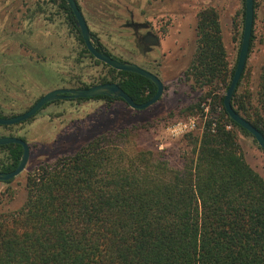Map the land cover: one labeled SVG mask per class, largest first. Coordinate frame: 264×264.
I'll return each instance as SVG.
<instances>
[{
    "label": "trees",
    "instance_id": "trees-1",
    "mask_svg": "<svg viewBox=\"0 0 264 264\" xmlns=\"http://www.w3.org/2000/svg\"><path fill=\"white\" fill-rule=\"evenodd\" d=\"M51 2L79 35L66 1ZM95 62L108 70L101 83H117L134 103L155 94L148 79ZM235 68L228 67L217 13L201 11L184 74L192 88L209 91L180 113H202L209 98L213 105L201 134L185 137L192 148L183 167L173 168L163 154L131 148L129 129L106 131L72 155L39 165L26 179L21 207L0 210V264H264V179L246 163L235 131L251 135L229 118L225 93L220 95ZM256 99L253 108L251 95L235 91L231 106L264 137V63ZM215 107L218 118L211 116ZM0 154V172L9 173L22 147L0 146Z\"/></svg>",
    "mask_w": 264,
    "mask_h": 264
},
{
    "label": "rangeland",
    "instance_id": "rangeland-1",
    "mask_svg": "<svg viewBox=\"0 0 264 264\" xmlns=\"http://www.w3.org/2000/svg\"><path fill=\"white\" fill-rule=\"evenodd\" d=\"M92 34L113 57L156 74L164 91L157 103L132 110L124 102L107 106L103 101H59L32 120L0 136L19 137L30 147L25 170L10 183L0 182V210L16 211L22 205L29 174L41 164L75 153L95 136L111 130H130L128 145L138 151L163 154L180 170L191 156L183 135L170 136L167 128L178 120L195 117L201 134L212 98L202 103V113L180 112L197 103L209 89L192 88L185 71L196 48L198 15L213 9L218 16L228 67L237 61L243 33V0H76ZM252 42L244 77L235 91L251 95L256 108L259 75L264 63V0H254ZM152 29L159 46L143 54L129 24ZM78 33L68 25L51 0H0V113H23L39 97L54 89L84 88L101 83L107 68L84 53ZM223 90L220 95H223ZM208 114H206V110ZM211 116L218 118L219 107ZM246 163L264 179V153L255 140L235 131ZM3 155L0 154V161ZM9 195L13 196L11 200Z\"/></svg>",
    "mask_w": 264,
    "mask_h": 264
},
{
    "label": "water",
    "instance_id": "water-1",
    "mask_svg": "<svg viewBox=\"0 0 264 264\" xmlns=\"http://www.w3.org/2000/svg\"><path fill=\"white\" fill-rule=\"evenodd\" d=\"M73 16L76 20V26L79 29L81 39L88 53L96 60L102 64L108 66L115 71H125L140 75L149 81H151L156 86V92L151 99L142 103L136 104L133 100L124 93L117 83H101L84 89H56L50 91L43 96H41L27 111L14 117L0 118V126H13L23 123L33 116H35L45 105L56 100L65 99H91L98 96H112L116 99H121L130 109L132 110H145L150 106L154 105L162 97L164 86L162 81L150 73L149 71L141 68L140 66L130 63V62H120L112 57L106 55L105 53L99 52L92 44L90 37V30L86 24V21L79 9L75 0H65ZM254 18V0H244V22H243V33L241 39L240 50L237 58L236 68L234 75L232 77L231 83L224 95L223 105L224 109L229 116V118L236 123L239 127L248 132L252 138L257 143L258 147L264 153V137L263 135L253 127L248 121L241 117L231 106V98L238 86L241 75L244 72L249 45L252 36V25ZM151 45L157 43V39L153 38L148 42ZM16 144L22 147V157L20 159L17 167L9 172H0V182H7L13 180L19 176L26 168L29 156L30 148L29 145L22 139L16 137H1L0 146Z\"/></svg>",
    "mask_w": 264,
    "mask_h": 264
},
{
    "label": "flooded vegetation",
    "instance_id": "flooded-vegetation-1",
    "mask_svg": "<svg viewBox=\"0 0 264 264\" xmlns=\"http://www.w3.org/2000/svg\"><path fill=\"white\" fill-rule=\"evenodd\" d=\"M76 1V0H75ZM76 3H77V5H78V7H79V9L81 10V8H80V6H79V4H78V2L76 1ZM81 13H82V11H81ZM83 15V14H82ZM84 17V16H83ZM87 24V23H86ZM77 27V26H76ZM129 27L132 29V31H133V34H134V38H135V40H136V42H139L140 43V45H141V49H142V52H143V54H149V53H152L153 52V50H155L158 46H159V39H158V37H157V35H156V33H154V31L152 30V29H147V31H146V33L144 34V33H142V30H143V27L142 26H139V25H136V24H133V23H131V24H129ZM91 33V32H90ZM79 35H80V33H79ZM153 38H156L157 39V43L155 44V45H151V44H149L148 42L149 41H151ZM81 43V42H80ZM82 44V43H81ZM92 44H93V42H92ZM83 45V47H84V49H86L85 48V46H84V43L82 44ZM93 46H94V44H93ZM88 52V51H87ZM112 56V55H111ZM93 58V57H92ZM112 58H113V56H112ZM115 58V57H114ZM113 58V59H114ZM116 59V58H115ZM116 60H118V59H116ZM118 61H120V62H123V61H121V60H118ZM142 68V67H141ZM144 69V68H143ZM146 70V69H145ZM147 71H149V70H147ZM150 72V71H149ZM150 73H152V72H150ZM152 74H154V73H152ZM155 76H157L156 74H154ZM158 77V76H157ZM159 78V77H158ZM99 84H101V83H99ZM95 85H97V84H95ZM92 86H94V85H92ZM88 87H91V86H88ZM88 87H84V88H88ZM84 88H60V89H84ZM54 90H56V89H54ZM53 91V90H52ZM48 93V92H47ZM46 94V93H45ZM44 95V94H43ZM42 95V96H43ZM40 98V97H39ZM38 98V99H39ZM37 99V100H38ZM36 100V101H37ZM88 100H93V98H91V99H82V100H79V99H65V100H56V101H53V102H51L52 104H54V103H57V102H59V101H88ZM35 101V102H36ZM100 101V100H99ZM34 102V103H35ZM33 103V104H34ZM32 104V105H33ZM48 104H50V103H48ZM47 104V105H48ZM31 105V106H32ZM51 105V104H50ZM49 105V106H50ZM30 106V107H31ZM46 106V105H45ZM44 106V107H45ZM49 106H47V107H49ZM29 107V108H30ZM43 107V108H44ZM46 107V108H47ZM28 108V109H29ZM41 109L35 116H37L41 111H43L44 109H46V108H44V109ZM27 109V110H28ZM27 110H25V111H27ZM24 111V112H25ZM23 112V113H24ZM1 114V113H0ZM22 114V113H21ZM19 115V114H18ZM1 116H3L2 114H1ZM15 116H17V115H15ZM35 116H33L32 118H34ZM11 117H14V116H11ZM0 118H9V117H5V116H3V117H0ZM32 118H30L29 120H27V121H25V122H28V121H30V120H32ZM25 122H23V123H20V124H24ZM20 124H17V125H20ZM17 125H13L12 126V128H14L15 126H17ZM3 127L4 126H0V128L1 129H3ZM7 127H9V126H7ZM3 130H5V129H3ZM5 131H7V130H5ZM11 131V130H10ZM9 132V131H8ZM1 137H15V136H13V135H10V136H0V138ZM16 138H19V137H16ZM19 139H22V138H19ZM23 141H24V139H22ZM26 142V141H25ZM27 143V142H26ZM28 144V143H27ZM30 148V147H29Z\"/></svg>",
    "mask_w": 264,
    "mask_h": 264
},
{
    "label": "built area",
    "instance_id": "built-area-1",
    "mask_svg": "<svg viewBox=\"0 0 264 264\" xmlns=\"http://www.w3.org/2000/svg\"><path fill=\"white\" fill-rule=\"evenodd\" d=\"M205 111L206 114H208L207 109ZM203 128L204 126L200 130H203ZM198 130H199V123L195 117H187L186 119L178 120L167 128V131L169 132L170 136L173 138H177L187 134H192Z\"/></svg>",
    "mask_w": 264,
    "mask_h": 264
}]
</instances>
